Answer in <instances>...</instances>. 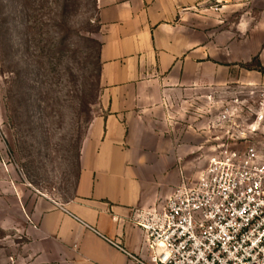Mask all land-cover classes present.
<instances>
[{
    "label": "crops",
    "instance_id": "0c3cea01",
    "mask_svg": "<svg viewBox=\"0 0 264 264\" xmlns=\"http://www.w3.org/2000/svg\"><path fill=\"white\" fill-rule=\"evenodd\" d=\"M259 2L95 0L99 111L79 143L73 197L41 202L28 222V264H129L107 238L145 255L137 220L201 158V97L250 83Z\"/></svg>",
    "mask_w": 264,
    "mask_h": 264
},
{
    "label": "rangeland",
    "instance_id": "374dc122",
    "mask_svg": "<svg viewBox=\"0 0 264 264\" xmlns=\"http://www.w3.org/2000/svg\"><path fill=\"white\" fill-rule=\"evenodd\" d=\"M260 5L249 31L255 55L243 65L250 83L201 97V158L191 174L216 142L264 146V124L252 115L264 93ZM98 28L95 0H0V264H28L26 227L41 202L74 195L79 143L99 111ZM230 105V121L214 119Z\"/></svg>",
    "mask_w": 264,
    "mask_h": 264
},
{
    "label": "built area",
    "instance_id": "2783aa9c",
    "mask_svg": "<svg viewBox=\"0 0 264 264\" xmlns=\"http://www.w3.org/2000/svg\"><path fill=\"white\" fill-rule=\"evenodd\" d=\"M232 115L230 105L214 119L230 121ZM252 115L264 124V93ZM230 145L216 142L202 168L181 179L160 212L137 220L146 235L145 255L106 240L129 264H264V146Z\"/></svg>",
    "mask_w": 264,
    "mask_h": 264
}]
</instances>
